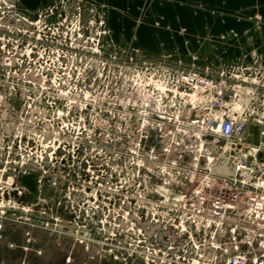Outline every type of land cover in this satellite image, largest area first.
Returning <instances> with one entry per match:
<instances>
[{
    "label": "built area",
    "instance_id": "obj_1",
    "mask_svg": "<svg viewBox=\"0 0 264 264\" xmlns=\"http://www.w3.org/2000/svg\"><path fill=\"white\" fill-rule=\"evenodd\" d=\"M12 8L0 0V241L52 226L115 264H264V72L106 54L105 32L73 46L66 21L41 37L42 17Z\"/></svg>",
    "mask_w": 264,
    "mask_h": 264
},
{
    "label": "crops",
    "instance_id": "obj_2",
    "mask_svg": "<svg viewBox=\"0 0 264 264\" xmlns=\"http://www.w3.org/2000/svg\"><path fill=\"white\" fill-rule=\"evenodd\" d=\"M77 1L76 12L88 6L107 24L119 53L150 60L173 57L186 70L206 75L236 69L264 72V0ZM23 8L31 15L39 12L28 4ZM5 235L7 243L20 242L19 227L7 226ZM42 238L53 241L45 251L50 263L58 261V254L66 249L70 255L78 252L70 236L46 233ZM18 256L1 247V261L13 262Z\"/></svg>",
    "mask_w": 264,
    "mask_h": 264
},
{
    "label": "rangeland",
    "instance_id": "obj_3",
    "mask_svg": "<svg viewBox=\"0 0 264 264\" xmlns=\"http://www.w3.org/2000/svg\"><path fill=\"white\" fill-rule=\"evenodd\" d=\"M12 1H14V6H15V8H12V11L15 12L17 16L18 13H21V14H25L28 17L34 18V20L39 16L42 17V20L44 21L41 20V23L39 25L40 26L39 33L41 37H50L49 28L51 30H53V28H55L56 30L60 29L58 30V32L60 33V31L62 30V25L57 26V24L58 23L61 24L66 21V23H64L63 25L64 27H67L70 32L66 37L71 38V44L73 46H76L78 44L77 42L80 39L78 37V34L83 38L82 40H84L86 38L85 35L87 36L88 32L93 34L97 32H105V34L103 36L101 35L100 37L99 50L101 52H105L106 54L113 52L119 53L118 52L119 47L114 43L112 39L111 31L108 29L107 24H105V27L102 28H99L94 24L92 28L89 27L90 29L88 28V30H86V27L89 26L88 25L89 22L96 21L95 23L98 24L100 20H98L97 16H94L96 14H92L90 12V7L88 6H87L88 10L84 9L83 12L82 9L81 11H79V13L76 12L77 2H78L77 0H41V1L27 0V2L25 3L23 2L24 0H12ZM34 1L36 3V6H34ZM61 2H64L65 4ZM25 4H28L29 6H33L34 8L36 7L37 11H39L38 14L31 15L25 12L23 8V5ZM77 13L79 14V16ZM78 20H79V25H77ZM42 22L44 23L43 25H41ZM62 31L63 33L65 32L64 29ZM62 36H64V34H62L61 37ZM87 46L89 47L90 44H88ZM166 59L169 60V62L171 63H175V65H180V63H178L176 59H174L173 57L172 58L167 57ZM22 178H23L22 185L24 186L25 190L29 193V197L22 198L21 201L25 203L24 206L28 203L27 205L28 207L26 206L27 208L32 206L33 209H35L34 207L36 206H34V204H36V200L34 199L37 198V191L34 189L33 186V184L35 183V178L34 176H25ZM38 206L40 205L38 204Z\"/></svg>",
    "mask_w": 264,
    "mask_h": 264
},
{
    "label": "water",
    "instance_id": "obj_4",
    "mask_svg": "<svg viewBox=\"0 0 264 264\" xmlns=\"http://www.w3.org/2000/svg\"><path fill=\"white\" fill-rule=\"evenodd\" d=\"M21 16L26 17L25 14H21ZM261 130L264 131V127H262ZM216 174L223 175L227 178H232L235 175V172H234L233 168H229L226 171L216 170ZM49 192H50L49 190H46L43 193V197H47ZM19 233H20V236L22 238L24 236V238H23V240L20 239V242L16 243L17 247L12 250L14 253L19 254V256L17 257L18 259L13 261L14 264H20L23 261V257L25 256V254H24L22 248H27L30 251L29 254H27L29 264H83V263H85L84 262L85 256H83V254H81L84 246L82 247V245H79V244H75V245L78 248V252H80V254L78 252L76 254H71V255L67 254V249H66V252H64L60 256L58 254V256H57L58 261H55L54 263H50V261L47 259V255H49V252H46V254H45V251L50 250V247H45L46 245L41 244V247L44 250V256L33 258L35 256V254L32 252L36 249L35 244L38 240H41L44 242V239L42 237H43V234H46L45 231L39 230V229H31V228L23 227V228L19 229ZM28 239H29V242H27ZM5 246H7L6 240L0 241V250H1V247H5ZM64 255L67 257H61ZM67 258H70V262H67Z\"/></svg>",
    "mask_w": 264,
    "mask_h": 264
},
{
    "label": "flooded vegetation",
    "instance_id": "obj_5",
    "mask_svg": "<svg viewBox=\"0 0 264 264\" xmlns=\"http://www.w3.org/2000/svg\"><path fill=\"white\" fill-rule=\"evenodd\" d=\"M46 190H49L50 191L47 196H49L51 194L52 190L50 188H46L41 193L42 196H43V193ZM31 224L33 225V221L31 222ZM41 230L45 231V233H47V234H50V233L51 234H57L54 231V229H52V226H50L48 229H41ZM20 239H22V238L20 237ZM46 241L47 242H45V241L43 242L41 240H38L36 242V244H35L36 245V249L32 252V253L35 254V256L33 258L43 257L44 256V253H42V251H41V250H43V248L41 247V244L42 245H46L45 247H50L53 244V241L52 240L46 239ZM7 248L9 249V247H7ZM86 250H87V248L84 246L83 249H82V253H81V254H83V256H85V260H84L85 263H83V264H115L112 259H109L108 257H105V256L98 255V252L97 251H92V252L89 251V253H88ZM25 251H26L27 254H29V252H30L28 249L25 250ZM9 254H11V253L9 252ZM61 257H67V256L64 255V256H61ZM68 260L70 262V258H67V261ZM8 262L9 263H12V262H10V260H6V263H8ZM12 264H14V262Z\"/></svg>",
    "mask_w": 264,
    "mask_h": 264
}]
</instances>
